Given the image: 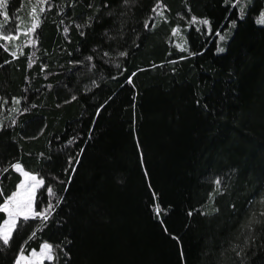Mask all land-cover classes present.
Returning a JSON list of instances; mask_svg holds the SVG:
<instances>
[{"label": "trees", "instance_id": "1", "mask_svg": "<svg viewBox=\"0 0 264 264\" xmlns=\"http://www.w3.org/2000/svg\"><path fill=\"white\" fill-rule=\"evenodd\" d=\"M50 3L9 0L10 16L36 6L40 23L34 45L20 38L9 51L0 47V168L20 162L44 177L37 210L48 185L63 200L35 237L39 221L14 233L0 264H13L22 245L28 253L45 241L70 256L57 249L53 264H182L181 249L183 264H264V25L257 22L264 0H241L243 19L240 5L229 12L231 0ZM157 3L162 16L151 11ZM193 16L209 20L211 34L191 25ZM21 179L12 170L0 176L4 195Z\"/></svg>", "mask_w": 264, "mask_h": 264}, {"label": "snow or ice", "instance_id": "2", "mask_svg": "<svg viewBox=\"0 0 264 264\" xmlns=\"http://www.w3.org/2000/svg\"><path fill=\"white\" fill-rule=\"evenodd\" d=\"M135 3V0H122V4L125 6H130L131 4ZM8 4H9V0H0V17H2V23H0V40H3L5 42V44L0 45V47H3L5 51H9L8 47H7V43L10 41H13L15 39H17V34L19 32V28L18 26H10V15L8 12ZM229 4V0H225V6H228ZM37 5H48V8L50 9L52 7L50 0H37ZM237 5H240V7L238 8V18L243 19L245 13H244V6L243 4H241V0H231V7L229 8V12H231L233 9H237ZM88 7L91 8L92 4L89 3ZM102 7L104 8H108L110 7V5L105 2ZM160 4L157 3L153 8H152V13L155 14V16H162L163 12L159 11L160 9ZM99 7L97 8V12H99ZM46 11L45 7L40 6L39 7V12L40 13H44ZM31 13H32V20L33 23L31 24L30 29H28V32L30 33H34L36 31V29L39 27V23H40V16L37 15V7L33 6L31 9ZM112 13L109 12L108 15H111ZM155 17L154 16H150L148 20H145L144 22V28L146 30L149 29V22L151 20H153ZM95 19V17H87V20L85 22V24H76V28L79 29H83L86 26H90L91 22ZM258 23L264 25V13L261 14L260 19H258L257 21ZM191 25H204L208 27V33L211 34V26H210V22L207 19H198L197 17L193 16L191 17V20L189 22ZM232 25L235 26V21H231ZM61 24H64V21L61 20ZM154 27V25H153ZM197 31H201V29L199 27L196 28ZM63 31L65 33H67L69 31V28L67 26H65L63 28ZM180 32V29L177 28H173L172 29V35L176 36L178 35ZM27 34V33H26ZM81 35H84V32L81 31L80 33ZM107 35V33H106ZM215 35L219 38V41H224L225 36L222 35L220 33L219 30L216 31ZM111 38V37H109ZM36 43L35 40L30 39L28 41V44H32L34 45ZM186 43V41H185ZM176 47L181 51H187V49L184 47V44H177ZM217 53H223L225 51L224 47H220L219 44L217 46L216 49ZM189 55H196V53H188ZM202 54V53H201ZM10 55L13 58H16L17 53L16 51H11ZM110 54L105 52L104 56H109ZM118 55L120 57H126L128 55V53L126 51H121L118 53ZM32 56H35V52H33L31 54V56L29 57V67H31L32 64ZM185 57H182V59ZM86 59L88 61H91L93 59V57L89 56L86 57ZM5 63H8V61H6ZM117 68L120 67L119 64L116 65ZM44 69L42 68V71ZM133 75H135V73H133ZM132 82V77H128V83ZM92 85L93 86H98L96 84V81L93 80L92 81ZM72 99H76L75 96L72 97ZM135 99V98H133ZM8 101L4 100L3 104H7ZM107 103V102H105ZM197 103H199V101H197ZM12 104L13 105H19L21 104V100L20 98H16L13 97L12 98ZM34 106V105H33ZM3 105H0V108H2ZM133 107H135V105H133ZM101 108H103V105H101ZM9 111L12 112H19L21 111L20 108L18 107H14V108H10L8 109ZM27 108H24L23 111H27ZM100 113V109H97V115H99ZM94 123V121H93ZM133 123H135V120L133 121ZM16 121L13 119L11 121V126H15ZM4 124L2 122H0V130H4ZM73 138L72 140H69L68 143L71 144L74 142ZM137 147L138 149L140 148V144L139 141H137ZM83 151V149H81V152ZM73 157H69L68 159V167L71 168L72 173L74 174L76 171V167L73 164ZM80 163L79 158H75V165H78ZM141 163L143 165V155L141 153ZM10 170L21 174L22 175V179L20 180V182L17 184V187L15 190H13L9 195L5 196L4 192H3V187L0 186V197H3V202L0 203V213L5 214V218L0 221V251H4L6 249H9L11 247V242L13 240L14 237V233H18L21 229L29 226V222L30 221H39L40 223L37 224L34 228V230L32 231V233L29 236V239H32L33 237L36 236L37 231L42 230L43 226H45L47 224V222L52 218L55 209L59 207L60 202L63 200L62 196H59L56 194V192L54 191V188L52 185H48L46 188V192L47 195L49 197L48 202L46 205H43L41 207H39V210H37L38 204H42L41 201H39L37 193L39 192L40 189L45 187V179L43 176H41L40 174H34L30 171H26L23 167L22 164L20 162H15L12 163L6 167H2L0 168V176H2L3 174L8 173ZM65 171H68V168L65 169ZM145 175L147 176V172H145ZM68 183H71V176L69 177ZM215 185L216 188L219 189L220 185H221V180L220 179H216L215 180ZM149 187H151L149 185ZM65 191H67V187L65 188ZM153 199L154 201L156 200V193L153 192ZM53 201H55V203H53ZM262 203H264V199H262L261 201ZM153 211L154 214L159 217L161 212H162V208L161 205L159 203H154L153 204ZM218 211V210H217ZM189 215L191 216L192 213L189 212ZM261 216H264V211H262L260 213ZM254 222V217L250 218L248 221V224L245 225V227L250 228L252 226ZM256 223H259L258 220L255 221ZM165 231H167V229H165ZM175 238V237H174ZM27 243V242H25ZM57 249H59L60 251H64L65 256H68L70 259L69 254L60 246V245H53L49 242H42L39 251L32 249L30 251H28L27 255L25 254V246H21V248L19 249L13 264H44V261H48L49 264H53L54 261L58 260V256H57ZM237 255H239V253H237ZM181 260H182V264L184 261V253L183 250L181 249Z\"/></svg>", "mask_w": 264, "mask_h": 264}, {"label": "rangeland", "instance_id": "3", "mask_svg": "<svg viewBox=\"0 0 264 264\" xmlns=\"http://www.w3.org/2000/svg\"><path fill=\"white\" fill-rule=\"evenodd\" d=\"M32 7L33 6H31L29 8V10L24 14L20 13V14L10 16V21H11L10 26H18V28H19V32L17 34V39L13 40L15 43H17V41L20 38H22V40L25 42L32 39V33L28 32V29H30L31 24L33 23L32 13H31ZM0 20L2 21V17ZM37 251H39V249ZM25 254L27 255V253H25ZM47 262L48 261H44V264H46Z\"/></svg>", "mask_w": 264, "mask_h": 264}]
</instances>
